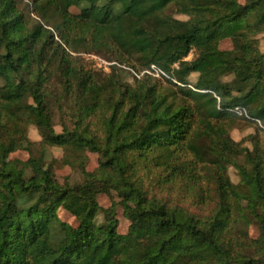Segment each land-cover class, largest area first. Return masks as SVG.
I'll use <instances>...</instances> for the list:
<instances>
[{"label": "trees", "instance_id": "16d2710c", "mask_svg": "<svg viewBox=\"0 0 264 264\" xmlns=\"http://www.w3.org/2000/svg\"><path fill=\"white\" fill-rule=\"evenodd\" d=\"M30 5L39 18L32 25L16 0H0V264H264V144L254 135L249 149L230 135L240 119L264 132V51L255 37L264 32V0ZM170 5L188 18L167 14ZM225 39L231 49H220ZM81 51L112 52L109 79L78 69L72 54ZM117 65L157 72L172 88L146 72L122 83L112 78ZM69 96L72 128L55 115ZM29 124L41 153L10 159L19 149L31 153ZM45 147L65 149L63 163L82 181L58 182ZM84 151L100 155L93 171ZM111 191L130 222L126 234L117 231L114 206L98 203ZM186 197L209 213L181 205ZM60 208L77 226L58 218ZM249 224L258 238L248 236ZM248 248L259 257L245 255Z\"/></svg>", "mask_w": 264, "mask_h": 264}, {"label": "rangeland", "instance_id": "374dc122", "mask_svg": "<svg viewBox=\"0 0 264 264\" xmlns=\"http://www.w3.org/2000/svg\"><path fill=\"white\" fill-rule=\"evenodd\" d=\"M240 3L244 4L245 0H238ZM18 8L26 15L29 24L32 25L35 21H39V18L31 12V5L30 0H16ZM87 3H83L81 6L76 7L73 6L70 8V11L74 14L80 13V10L82 7H84ZM167 14L172 15L176 19L180 20H186L188 17L184 14H181L177 11V8L173 5H170L166 11ZM258 39V46L259 49L263 52L264 51V32L259 33L255 36ZM220 49L222 50H228L232 48V43L229 39H225L220 42L219 44ZM74 60L73 64L78 68L83 70L84 72H90L93 74L94 78L97 80H107L109 77H107L112 69L110 68L111 65L114 63L112 60L113 53L108 54H101V53H85L84 51L73 53L72 54ZM92 55H95L93 57ZM195 57V51H192L189 53V55L185 58V60H192ZM135 61V59H133ZM117 70L115 71V76L112 78L118 79L122 83L125 84H133L136 78H140L143 76V74L146 72L155 78L159 80L160 85L167 88H172V86L166 82L164 79H162L157 72L147 71L144 70L140 73H138L136 70H133L132 68L126 66V65H117ZM154 68V66H153ZM60 76L55 75L50 80V86L55 88H58L57 83L60 80ZM198 79V74L193 73L190 75L189 80L191 83H195ZM227 79H230L227 78ZM3 84V79L0 78V86ZM75 99L74 96H69L66 99V105L64 108V111L61 109V113L55 112L57 121L58 119H62L66 122L68 127L72 128V116L71 113L73 109H75ZM56 109H58L56 107ZM58 123V122H57ZM55 131L57 133L62 132V128L59 124H56L54 127ZM27 134L29 139L34 143L31 153L27 150L19 149L15 151L14 153H11L9 155L10 159H20L22 161L26 160L31 155L38 156L41 153L42 145H39L41 136L38 132V129L35 125L29 124L27 126ZM231 137L238 142H241L243 147H248L249 149H253L251 139L254 135L259 136L261 142L264 144V132L257 131L255 128V125L249 124L245 119H240L234 128L230 131ZM43 155L45 157V166L48 163H52V166L54 168V176L55 179L60 183L69 182L70 184H75L82 181V174L78 169H75L71 167L70 165H66L63 163L62 158L67 153L65 149L60 147H45L44 148ZM84 155L87 157V163H86V170L93 171L99 164L100 161V155L95 152L91 151H84ZM243 155L239 157V161H243ZM228 175L230 180L237 184L240 180V176L238 171L235 167L230 166L228 168ZM175 192L173 197H177ZM161 195L164 197L167 195L166 193L162 192ZM99 205L102 207V209H108L112 206H114L115 210V217L118 221L117 231L120 234H126L128 232L129 228V220L124 216L123 214V206L121 204V198L117 195L115 191H111L109 194H99L97 197ZM181 205L188 207L190 211H193L199 215L205 216L209 213L211 206L208 205H202L197 206L194 204V200L192 198H182L180 201ZM58 218L68 223L72 226H77V221L75 218L65 209L60 208L57 211ZM104 220V214L100 213L96 218V223L100 224ZM244 229L248 233V236L250 238L256 239L258 238L260 231L256 224H249L244 226ZM245 255L249 257H256L258 258V253L254 252L252 248H248L245 252Z\"/></svg>", "mask_w": 264, "mask_h": 264}, {"label": "built area", "instance_id": "2783aa9c", "mask_svg": "<svg viewBox=\"0 0 264 264\" xmlns=\"http://www.w3.org/2000/svg\"><path fill=\"white\" fill-rule=\"evenodd\" d=\"M93 57H95V55H92Z\"/></svg>", "mask_w": 264, "mask_h": 264}]
</instances>
